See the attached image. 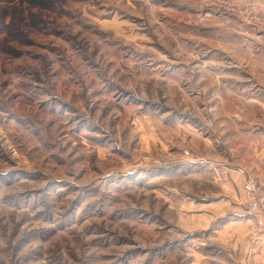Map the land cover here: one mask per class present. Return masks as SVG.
Returning a JSON list of instances; mask_svg holds the SVG:
<instances>
[{
  "label": "rangeland",
  "instance_id": "rangeland-1",
  "mask_svg": "<svg viewBox=\"0 0 264 264\" xmlns=\"http://www.w3.org/2000/svg\"><path fill=\"white\" fill-rule=\"evenodd\" d=\"M257 2L0 0V264H236L210 171L262 137Z\"/></svg>",
  "mask_w": 264,
  "mask_h": 264
},
{
  "label": "crops",
  "instance_id": "crops-1",
  "mask_svg": "<svg viewBox=\"0 0 264 264\" xmlns=\"http://www.w3.org/2000/svg\"><path fill=\"white\" fill-rule=\"evenodd\" d=\"M256 1L260 7L264 4V0ZM260 100L264 102V99ZM261 129L262 132L256 134L262 136L260 140L244 135L248 136L247 142L251 140L248 149L232 146L231 154L234 153L235 159L225 151L220 158L227 160L228 157L229 160L216 164L217 169L210 171L216 197L223 200V214L228 220L219 230L218 244L230 248V259L236 264H264V222L258 223L249 216L243 200V176L247 171L253 172L264 184V128ZM240 134L238 137H243L244 133Z\"/></svg>",
  "mask_w": 264,
  "mask_h": 264
},
{
  "label": "built area",
  "instance_id": "built-area-1",
  "mask_svg": "<svg viewBox=\"0 0 264 264\" xmlns=\"http://www.w3.org/2000/svg\"><path fill=\"white\" fill-rule=\"evenodd\" d=\"M244 193L248 200V210L254 214L258 222L264 221V186L252 175H247Z\"/></svg>",
  "mask_w": 264,
  "mask_h": 264
}]
</instances>
